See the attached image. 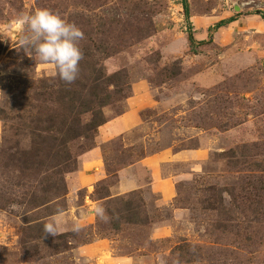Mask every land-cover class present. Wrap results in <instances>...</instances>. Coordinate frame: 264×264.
<instances>
[{"label": "rangeland", "instance_id": "1", "mask_svg": "<svg viewBox=\"0 0 264 264\" xmlns=\"http://www.w3.org/2000/svg\"><path fill=\"white\" fill-rule=\"evenodd\" d=\"M187 2L189 21L181 0H0V264H264V0ZM42 8L83 32L94 75L117 76L105 122L136 112L130 129L100 145L108 175L87 188L72 174L98 129L68 144L75 162L59 175L9 160L29 149V121L50 105L34 95L55 88L57 69L21 48L14 26ZM89 72L79 66L76 81ZM163 152L166 199L141 163ZM133 163L138 187L113 196L117 172ZM60 177L65 187L42 195ZM125 202L142 223L123 218ZM52 217L56 236L43 231Z\"/></svg>", "mask_w": 264, "mask_h": 264}, {"label": "trees", "instance_id": "2", "mask_svg": "<svg viewBox=\"0 0 264 264\" xmlns=\"http://www.w3.org/2000/svg\"><path fill=\"white\" fill-rule=\"evenodd\" d=\"M181 5L189 21V5L187 0H181ZM262 21L264 22V13L259 12ZM236 18L231 17L217 22L211 28L217 30L221 27L233 22ZM188 40L190 43L196 42L194 37L189 34ZM85 61V62H84ZM79 66L86 67L90 70V76L86 78V84H81L76 80L72 83H66L59 78L57 73L53 80L55 83L49 88L47 92H41L39 95L35 94L34 99L42 103L47 101L46 107L38 112V115L29 121L27 134L29 137V149L22 152V157L18 159L15 155H9L11 163L19 165L23 170L37 169L40 167L49 168L54 174H61L72 167L71 164L75 162L69 157L68 144L75 139L81 137H89V134L97 132L99 126L105 123L102 118V107H104L110 100L111 96L115 94L110 91L111 80H114L115 74L106 76L103 73L94 75L93 65H89L86 56L83 55ZM92 73V75H91ZM115 86V84L113 83ZM88 115V119L83 121V116ZM63 177L56 179V181L48 184V187H43V194H50L51 192L58 193L63 189ZM36 201V200H35ZM33 201V202H35ZM129 202H125L122 212L123 218L127 222L142 223L138 215L134 214ZM133 218V219H132Z\"/></svg>", "mask_w": 264, "mask_h": 264}, {"label": "clouds", "instance_id": "3", "mask_svg": "<svg viewBox=\"0 0 264 264\" xmlns=\"http://www.w3.org/2000/svg\"><path fill=\"white\" fill-rule=\"evenodd\" d=\"M14 26L21 32L18 44L22 49L30 48L42 63L54 65L62 81L70 84L77 79L83 58L78 43L83 39V32L78 26L47 8L19 14ZM95 212L100 219H108L103 206L97 205ZM79 228V224L73 226L74 231ZM58 229L59 221L56 217H52L43 226L44 233L52 236L58 234Z\"/></svg>", "mask_w": 264, "mask_h": 264}, {"label": "crops", "instance_id": "4", "mask_svg": "<svg viewBox=\"0 0 264 264\" xmlns=\"http://www.w3.org/2000/svg\"><path fill=\"white\" fill-rule=\"evenodd\" d=\"M135 120L136 112L130 109L124 114L99 126L96 139L97 146L82 155L79 170L72 174V179L75 181L78 188H87L89 185L103 180L106 175H108L104 166L100 164V154L102 155V147H100V145L130 129L135 123ZM167 158L168 155L166 152H163L162 154L158 153L152 157H146L141 160L142 164H146L151 168V178L153 177L151 189L160 192L165 199L172 196V190L162 179H157V171L160 170L159 165L161 162L167 161ZM135 165H138V163H133L119 169L117 172V183L114 187V189L117 190L116 193H113L112 187L110 188L113 196L128 193L138 187V184L135 182L134 172L131 170Z\"/></svg>", "mask_w": 264, "mask_h": 264}]
</instances>
